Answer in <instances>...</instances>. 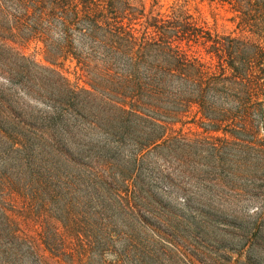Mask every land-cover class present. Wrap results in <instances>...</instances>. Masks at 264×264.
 Segmentation results:
<instances>
[{
    "label": "trees",
    "instance_id": "1",
    "mask_svg": "<svg viewBox=\"0 0 264 264\" xmlns=\"http://www.w3.org/2000/svg\"><path fill=\"white\" fill-rule=\"evenodd\" d=\"M159 1L0 0V81L10 96L0 85V139L19 151L32 138V200L59 203L57 221L81 244L74 264H259L250 247L258 227L242 246L215 227L233 218V201L203 187L183 192L177 208L152 185L203 179L234 190L251 161L264 173V0H209L231 14V31L207 27L191 0L164 11ZM31 41L53 67L14 46ZM60 60L89 88L63 76ZM32 87L48 106L35 121L16 110L18 92ZM186 123L203 135L176 128ZM15 184L0 171V264H51L19 228ZM41 237L57 256L64 239Z\"/></svg>",
    "mask_w": 264,
    "mask_h": 264
},
{
    "label": "rangeland",
    "instance_id": "2",
    "mask_svg": "<svg viewBox=\"0 0 264 264\" xmlns=\"http://www.w3.org/2000/svg\"><path fill=\"white\" fill-rule=\"evenodd\" d=\"M143 1L146 3L147 8L152 2V0ZM175 1L177 0H160L159 6L156 9L164 11ZM187 7L196 18L213 30L231 31L234 29V23L229 20L231 14L220 7H215L209 0H191ZM14 46L25 56H29L36 62L52 66L47 60L46 53L41 49L40 44L32 41L25 43L17 42ZM60 62L62 64L56 68L63 76L78 87L89 88L85 81L86 79H77V74L74 73V62L70 60H60ZM2 83L0 81L4 92L10 98L6 90L7 88H5L7 87L5 86L6 84ZM33 92L36 94L35 88L32 87L31 95L25 96L22 91H19L15 97L18 98L16 103L17 112L19 109L21 116L31 121L32 119L34 121L39 120L41 114L48 110L47 104L32 97ZM180 127L182 128V132L186 133L189 137L203 135L201 134L202 128L197 127L195 124L186 123L183 126L181 124L176 125V128ZM16 131L17 129L13 130L12 128L8 130V132ZM35 157V152H32V138L29 144L19 151L13 150L9 143L0 139V171H4L11 176L18 190L17 195H14L12 199L14 200L13 204L16 206L15 210L18 215L19 228L38 244L41 253L45 257H48V261L51 264H74L78 258V252H81V244L73 238V235H68L62 225L57 221L61 219L62 214L59 203H48L45 198L32 200L31 177L32 163L35 162ZM250 163V167L246 168L248 173H239L237 178L233 180L236 188L234 190H231V187L223 189L220 186L214 185V183H206L203 179L184 180L183 182L174 179L171 184L167 185L165 183H163L164 185L153 184L152 190L160 194L164 202L172 206L175 204L177 208L180 207L178 203L182 201L183 192L187 195H193L196 188L203 187H205L209 195L227 198L233 201L235 210L229 211L233 218L224 221L221 217H218L216 219L218 223L216 222L215 227L217 229L226 228L233 232L234 234L227 238L235 240L233 243L237 246L246 244L245 241L248 231L258 227L262 237L259 238V243L253 242V244H250V247L252 249L253 259L259 264H264V173L260 171L259 166L254 161ZM78 220L81 221L77 222L78 224H84L86 222V219L83 218H78ZM56 228L57 235H54V229ZM78 228L81 230L84 227L78 225ZM185 230L191 232L190 226L187 225ZM217 231H219L221 236H225L220 230ZM83 232L86 236H90L92 241L94 240L92 243L93 247L95 246L96 249L105 247L104 241L100 238L98 232L86 231L85 228ZM44 233L47 234L51 246L52 244L59 246L58 244L62 242L58 239L59 237L64 239V244L62 243V247H58V251L55 253L57 256H52L48 251H43L44 244L42 243L43 241L41 242V236ZM201 239L204 240V238ZM206 241L208 246H213L209 240ZM109 244L113 247L111 241H109ZM115 246L117 247L118 244ZM113 248L115 249V247ZM110 257L111 255H107V258ZM164 259L162 260L163 264H182L177 258L171 263H167Z\"/></svg>",
    "mask_w": 264,
    "mask_h": 264
}]
</instances>
